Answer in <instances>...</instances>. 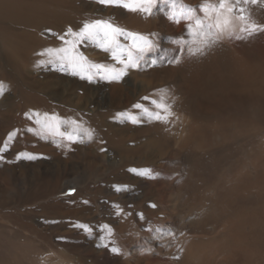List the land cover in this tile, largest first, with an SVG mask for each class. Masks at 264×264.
<instances>
[{"label": "rangeland", "instance_id": "obj_1", "mask_svg": "<svg viewBox=\"0 0 264 264\" xmlns=\"http://www.w3.org/2000/svg\"><path fill=\"white\" fill-rule=\"evenodd\" d=\"M45 1L47 3H45ZM50 1L54 2L55 0H30V7L32 10L38 7H49L51 5ZM66 1L68 4L70 3L69 1L76 2L78 4L77 7L81 5H89L94 7V12L90 14V16L83 19L84 23H93L96 20H104L120 28L123 34L116 37V43L111 47L116 50L120 43H125L126 49L119 50V57L121 59L127 60L129 54H131L132 60L136 64V67L133 68L129 66L125 68L123 65L121 69H124L126 74L119 80H111L107 78L109 70L96 69L93 66H89V64H86V66L83 64L84 68L73 67L72 63L68 59V55L63 61L59 62L60 64L55 60L53 61V57L47 58V56L43 55L41 57L40 66L34 67L32 65H28L26 69L21 72L24 78V85L21 84V82L17 83L16 81L14 83L3 81L2 85H7L9 87L3 86L4 89H0V92L2 91L5 94L20 93L22 95H26V92H45L44 94L52 93L55 95L63 94L67 96L81 93L82 95L85 94L86 96L95 97L96 105V102L100 100V95L113 93V91H115V93L118 92V94L124 96V98L127 97L125 98L126 100H124L125 103L123 105L126 107L124 113L127 115V119L123 121L125 117L122 119L121 116V119H118L117 122L120 123L121 121L124 125V122H126L135 128L140 127L138 125L147 124V120L142 119L143 117L140 118L141 115L148 117L147 115L149 112L158 111V109L155 107V104L152 103L153 100L150 96H154L156 99L158 98L157 101L159 103L167 104L172 113L167 124L158 122L160 128L158 137L159 140H161L163 155L161 159L160 174L151 172V165L145 166L142 170L143 172L145 170H149L148 174L146 175L148 176L147 181L144 183V185H139L133 182L131 179L128 182H124V177L127 178L129 174L133 176L140 171V168L135 165L129 164L127 166L123 165V167L111 165L107 166L104 163L102 164L98 163L97 161H93L91 158L85 159V157L82 155H78L76 158L71 157L69 160L60 161L59 163L53 162L54 165L60 164L61 166L64 165V163H70L67 168L70 178L78 179V177H81L82 180L80 179L81 181H77L78 185H67V187L63 189L64 192L60 194L48 196L45 200L39 201L34 205L27 204L28 202H26V198H28L31 193H34V191L31 192V190L33 188L35 190H39L38 185L42 183L41 181L50 180L52 178L51 171L47 173L44 172V176L41 177L42 179L40 182L37 181L38 179L34 180L33 187L28 183L22 189L18 188L16 193L13 196H10V200H13L18 206L14 207L13 209H9L8 211L4 208L2 213L7 219H0V222L7 227H16L17 224V226H20L19 224H21L20 227H16L17 232L19 234H28L31 232V226H34L31 223V221L34 219V216L27 213L33 209L35 210L36 207L41 206V204H47L49 201L65 199L75 195H78V201H80L78 204L83 201L90 200L92 204H90L89 207L95 208V211L97 210V219L94 220V222L98 223V225L95 227L98 228V232H94L91 225L88 226V224H85L84 226H86L88 230H84V228L80 229L83 234L76 236V238L79 239V242H76V239L72 237L63 239L65 243H71L74 248H76L75 246L78 247L77 251L74 249V255H67L70 258L66 259H72L67 263H64V259L59 257L58 253H55V247H52L54 250L53 252L52 249L45 251V255L41 257L42 260L44 259L46 262L52 261L53 264H73L74 261H78L80 264H117L116 260L112 258V254L102 255L96 252V250H98V248H100L103 244H106L107 246L110 245L112 248L116 249H121L123 243L126 244V240H124L117 231V229L120 227L119 221L120 219L124 218V214L129 217L130 228L127 230L130 232L129 242L131 247H135V249H137L138 245L140 244L143 246V249L147 250L148 246H151L150 243H154V239L158 240L161 244L160 249H162L161 255L163 258H160L159 261L153 262L149 261L147 258L143 260V263L141 264H205V255L207 256L209 253L215 251L213 249V243H208L207 239H210L215 235L218 236L222 243H224L222 244V247H220L221 252L224 253L221 254L220 252L217 254V252H215V256L217 258H221V255H224L228 252V247L230 245V238L227 239L224 232L226 221H228L229 218H237L238 216L242 217L241 214H249L251 211H258L262 213L263 217L261 220H259L260 223L261 221L262 223L258 224V230L260 232L263 231L264 98L258 101L256 106H250L249 109L233 104L230 105V99L225 97V95L230 96V94L223 91L227 90L226 88L222 89V86L224 85L223 83L229 81L226 77H224V75L222 76L220 72L215 74V72H212L213 70H211L213 69V66H211L213 65L212 61L215 62L217 60L216 62H218L220 60L218 56L214 60H211V55L209 53V51H211L210 48H205L203 55H196L195 57L192 55L194 58L188 52L189 48L195 49L196 47L200 46V42L203 37L200 35H196L194 37L185 31L189 23H192L194 27V21L184 20L183 16L181 15V9L186 7L197 9V15L203 18V13L199 12L198 10L199 6L205 3L218 5L219 0H156L155 5L152 6L150 14L140 11L133 12L123 7H105L99 4L98 0ZM66 1L62 0L61 5L67 4ZM247 7L250 9L253 6L248 5ZM127 12L130 13V20L126 19L125 17ZM173 12L177 14V18L180 19V23H176L174 20L169 18ZM26 13L33 15L35 12L30 11ZM83 15V13L78 14V16ZM214 15L215 14H213V16ZM249 19H251L250 16ZM233 20L236 19L234 18ZM251 21L253 20L251 19ZM251 21L249 20V22ZM209 22L212 21L206 20V23ZM212 31L215 32L216 30L213 29ZM45 32L47 34L53 33L51 30H46ZM229 32H231V34H229ZM259 33L261 32H258L257 35ZM237 35L240 34H233L232 31H226L224 43L227 48L236 51L237 46L239 45V47H241L242 42L245 41L242 45H247V49L252 51V55L247 53V57H250L251 59L256 58L257 60H260L259 62L261 64H264V37H262L264 34L258 36L259 38L257 37L258 42L256 45L251 43V40H253L251 38L252 35L247 36L244 39H237ZM241 35L244 34L241 33ZM139 37H144L150 43L151 47H145L143 51L138 50L137 47H133V45L142 43V41L138 39ZM219 39H217V42ZM84 43L91 45L95 51H105V49L101 46V41L98 39H87L84 40ZM111 47H109V49H112ZM255 47L256 49H254ZM219 49L221 48L219 47ZM1 52L2 50L0 49V54ZM186 54L188 55V58H186ZM189 56H191V58ZM117 64H119V61L114 59L113 62H109L107 64V68ZM182 65H185L186 68L183 69ZM198 65L200 66L198 78L202 80L195 87L192 96L190 95L192 90L190 91V99L188 96H186V85H184L182 81L190 76L188 71H197L196 69ZM171 67H174L173 73L170 71L171 69H169ZM5 70L6 75L8 76L7 78L14 77V71L10 68H7L3 58L0 57V75L5 74ZM49 71L52 72L51 74L53 75L50 76ZM118 72L120 71H116V73ZM153 74L155 78L152 77ZM129 76L134 78V85H131V82L129 86L126 84V82L129 80ZM47 82L50 85L48 87L45 86L47 85ZM109 84L115 89L112 87L110 88ZM222 94L224 97H222ZM146 97L148 99H145ZM137 104L141 106L139 109L134 107V105ZM18 116L21 118L19 114L14 118L16 119ZM21 120L22 122L25 120V122L28 121L27 119ZM129 120L131 121L129 122ZM132 121H136V123H133ZM197 121L204 122L202 129H199V132L202 134L201 137H199L197 140L185 142L187 139L186 136L182 134L184 131L183 127L184 129H187L189 126H191V124ZM25 122L22 123L23 126L25 124L27 128H30V131L31 129H35L36 125L33 123H28L29 121L27 123ZM20 124L21 123L18 121L17 127L20 126ZM161 127L163 128L161 129ZM120 129L122 128L118 127L114 132H107L108 134L111 133L114 135V140H110L111 144H129L128 142H124L123 140L117 138L120 134L118 132ZM53 132L48 131L46 135L51 137L49 140H52V143H55L57 140H60V135L55 131ZM24 134H28L30 136L29 137L28 135H25V137L28 136L31 138L33 135H35V132H27ZM91 135L96 137L98 142L96 145H100V140H106V138H108L105 133H102L98 130L91 133ZM28 137H26L25 140H30ZM7 138L8 137H6V139ZM92 138L93 137H84V139L89 142ZM11 141H7L6 143L10 145ZM253 142H255L253 146L256 148H251ZM50 146L53 145L47 144L46 146L44 145L43 147L39 148L34 147L31 149L32 152L30 155L27 156L33 155V152L35 151L42 154V159H50L52 158L53 154L58 155L60 153L59 148L56 149L55 145L53 147ZM88 153L91 155V152ZM256 153H259L261 157H256ZM27 156L20 160L21 162H19L17 165L16 170L18 173L29 171L28 174H32V171H37L38 166L44 165L42 164L43 162L39 161L30 163V159H28ZM53 157L57 158L56 156ZM98 165L104 166L101 173L98 170ZM154 166L156 167L157 165ZM44 167L46 168V166ZM236 174L242 176L244 181H249L250 187H253L254 189L257 187L259 189L255 191L257 193L255 194V192L252 190V192H250L246 197H243L241 196V191V194H239L237 197L229 198L230 187H226L225 185L223 186L221 184V179L224 177L231 178ZM110 175L114 177L116 184L119 187L126 188L128 192L131 191L129 197L130 200L129 198L123 199L118 197V201H112L110 196L106 198V195L103 193L102 187L100 185L103 183L102 178L108 177ZM152 178L156 179L157 181L159 178H161L160 181L162 183L158 191L160 194L158 201H154L156 200L155 193H151L148 196L151 197L150 199L148 197H146V199L142 197V200L139 202L131 200V197L135 195L141 196L142 190L145 189L147 191L149 183L152 185L157 183L156 182L153 184L150 181ZM174 185L179 188V192L182 193L180 196L182 195L185 198L190 197L189 199L192 197V199L189 202H186L183 207L180 208L179 205L178 208L180 209L179 213L181 214V218H185L187 216L189 217V215L195 211L198 212L197 217L202 215L203 217L201 218H205V216L208 215L206 218L210 221L208 227H213V232L211 231L212 234L210 231L209 233H203L197 230L191 232L188 231V229H185L186 226H184V224L175 225L176 222H173V219L166 220L165 216L168 213V204L166 205L167 194L169 191H171ZM70 189H75V192L73 194H68ZM176 191H178V189ZM173 192H175V190ZM4 195L8 198L7 194ZM157 205L161 207V211H163H160V217L154 212L150 213L151 210L158 207ZM117 206L119 207L117 208ZM71 211L72 207L69 206L67 212ZM191 215L193 216V214ZM158 217L160 220H157ZM227 217L228 219H226ZM161 218H163V220ZM224 219L226 220L225 222ZM179 226L181 227L178 228ZM166 228L168 230H166ZM9 230V228H6L4 232L9 233ZM156 230H159L160 237L163 236L162 238L159 237L158 239L156 236H154ZM49 231V233H45L46 238H49L53 235L60 237L64 232L67 231V229L50 228ZM32 235L34 240H40L41 238L39 236L43 237V235ZM10 236L14 237V235ZM262 236H264V234ZM190 238H193L192 240L195 241L191 242ZM16 242L17 244L21 243L18 240H16ZM112 242H115V244ZM195 242H199L200 244L197 243L196 245ZM201 242L206 246L204 247ZM22 243H25L22 244L23 247L20 245L22 248H28L29 246L32 247L31 245L34 244L27 241H23ZM50 243L52 246H56L61 242H56V244L55 242L52 243L51 241ZM36 245L39 246V242H36ZM119 245L121 247H119ZM177 246L179 248L183 246L182 250L186 252L188 251L189 254L193 255L194 260L185 259L186 261H183L182 259H184V257L182 255L177 256L174 254L175 257H172L170 254H165L164 249H174V251L176 250L175 253H178L179 248L177 249ZM196 249H198L199 252L196 251ZM78 252H80V254H78ZM113 255L116 256L115 254ZM196 258L199 260L198 263L196 262ZM40 260L41 259L38 258V256L30 258V260L26 258L14 260L13 258L5 259L0 257V264H36V262Z\"/></svg>", "mask_w": 264, "mask_h": 264}, {"label": "bare ground", "instance_id": "obj_2", "mask_svg": "<svg viewBox=\"0 0 264 264\" xmlns=\"http://www.w3.org/2000/svg\"><path fill=\"white\" fill-rule=\"evenodd\" d=\"M24 1L25 0H0V49L2 50L0 57L3 58L7 68H10L14 71V77L12 78H7L8 76L6 75V70L4 71L5 74L0 75V89H4L3 86H7L2 85L3 81L9 83H14L16 81L17 83L21 82V84L24 85V78L21 72H23L28 65H32L34 67L40 66L41 57L43 56L42 53H44L47 58L53 57V61L55 60L57 61V63L63 61L64 58L69 55V53L60 52L59 49L70 48L71 46L61 42L59 37L62 35L65 37V40H72L75 43L76 47L74 54H78L84 58L83 64H85V66L86 64H89V66H93L96 69L114 70V72L121 70V68L123 67V64L121 63L107 68V64L114 61L113 50L115 49H113L112 47V49L105 51H95V49L92 48L91 45L84 43V40H77L73 36L65 35L69 28H71L73 32H78L85 24L83 22V19L90 16V14L94 12V7L89 5H81L77 7L78 4L76 2L69 1L70 3L68 4L66 0L64 1H66L67 4L61 5L62 0H55L54 2L50 1L51 5L49 7H38L32 10V8L30 7V0H26L25 2ZM45 3L47 2L45 1ZM249 10V16L253 21L259 24H264V8H260L259 5H257L251 7ZM30 11L35 13L33 15L26 13ZM82 13L84 14L83 16H78V14ZM125 17L126 19L130 20V13L127 12ZM233 19L231 25H229V27L224 30L225 33L220 35V39L218 40V42L216 41V43L210 47L211 51H209V53L211 55V60H214L218 56L221 62L220 60L218 62H216L217 60L215 62L212 61L213 65H210L213 66V69H211L213 70L212 72H215V74L220 72V74L222 76L224 75V77H226L229 81L223 83L224 85L222 86V89L226 88L227 90L223 91L230 94V96L225 95L226 98L228 97L230 99V105L233 104L249 109L250 106H256L257 102L264 98V64H261L259 62L260 60H257L256 58L251 59L250 57H247V53L250 55L252 51L247 49V45H242L245 41L242 42L241 47H239V45L237 46L236 51L227 48L224 43L226 31H232L233 34L241 35V33L239 32L241 22L237 19ZM251 19L249 20L251 21ZM46 30H51L54 34H47L45 32ZM257 33L258 32L254 33L251 36V38L253 39L251 40V43L254 45H256V43L258 42V36L264 34V32H261L258 35ZM262 37H264V35ZM125 46L126 44L123 42L119 44V46L115 50L118 56L120 54L119 50L126 49ZM219 47L221 49H219ZM48 49L53 50L52 56L47 55ZM254 49H256V47ZM191 56L189 57L191 58ZM186 58H188V55L186 56ZM198 67L196 69L197 71H188V73H190V76L185 79L183 78V81L181 80L182 83L186 85V96H188L190 99L193 95L195 87L202 80L198 78L200 66L198 65ZM182 68H186L185 65H182ZM169 69H171L170 71L173 73L174 67H171ZM51 73L52 72L49 73L50 76L53 75ZM152 77L155 78L154 74L152 75ZM133 80L134 78L129 76V80L126 82V84L129 86L131 82V85H134ZM46 84V87L50 86L48 82ZM109 87L115 89L110 84ZM44 93L26 92V95L23 94V96L20 93L5 94L2 91L0 92V149H3L5 144L7 145V149L0 153V155H2L4 158V160L2 159L3 161L0 159V219H7L2 213V211H4V208L8 211L9 209H13L14 207L18 206L17 203H15L13 200H10V196H13L18 188L22 189L28 183L33 187L34 180L38 179L37 181L40 182V180L42 179L41 177L44 176V172L47 173L51 171L52 178L50 180L41 181L42 183L38 185L39 190H35L34 188L31 190V192L34 191V193H31L30 196L26 198V202H28L27 204L34 205L39 201L45 200L48 196L60 194L64 192L63 189L67 187V185H78L77 181L79 182L82 180L81 177H78V179L70 178V174L69 172H67V168L70 163H64V165L61 166L60 164L54 165L53 162L59 163L60 161H67L71 157L76 158L78 155H82L85 157V159L91 158L93 161H97L98 163L102 164L104 163L107 166L111 165L123 167V165H135L140 168V171L137 173L135 172L136 174H134L133 176L129 174L127 178L124 177V182H128L131 179L133 182L139 185H144V183L147 181L148 176L141 175V172H143L142 169H144L145 166L151 165V172L160 174L161 159L163 155L161 140H159L158 137L160 132L159 123L155 120L150 119L148 115V117L139 115L140 118L143 117L142 119L147 120V124L138 125L140 126L138 128H135L131 124L124 122L126 125L125 126L120 120V123H118L117 120L121 119V116L122 119L123 117H125L123 121L127 119V115L124 113L126 107L123 106L125 103L124 100H126L125 98L127 97L124 98V96L118 94V92L115 93V91H113V93L100 95V100H98L95 105V97L86 96L85 94L82 95L81 93L71 96L63 94L55 95L52 93ZM189 93L191 96L189 95ZM223 94L222 97H224ZM150 97L153 101H155V104H159V102L157 101L158 98L156 99V97L154 96ZM14 112L18 113L21 118H19L18 116V118L15 119L14 117L18 114H15ZM23 115H25L26 117ZM52 117H56L59 121L60 132L73 135L75 138V142H70L61 135L60 140H57V142L55 143H52V140H49L51 137H48V135H46L48 131L42 130L41 124L45 122L46 118H48V123L55 124L56 121L51 120ZM21 119H27L29 121H27L28 123H33L34 125H36L35 129H31L30 131V128H27L25 124L24 128L22 123L26 120L22 122ZM18 121L21 124L17 127ZM38 121L40 123H37ZM73 121H75L76 124H73ZM130 121L131 120H129V122ZM203 124L204 122L197 121L191 124V126H189L187 129H184L183 127L184 131L182 134L186 136L187 139V141L185 142L199 139V137H201L202 135L199 132V129H202ZM118 127H121L122 129L118 131L120 134L117 138L123 140L124 142H128L129 144H111L110 140H114V135L111 133L108 134L107 132H114ZM162 128L163 127H161V129ZM96 130L105 133L108 137L106 138V140H100V145H96L98 144V142L96 137L93 135H91V137L93 138L90 139V142L84 139L85 136L89 137L87 133H93ZM13 131L16 132V136L11 141V144L8 145V143L6 142H9V140H7L6 137H8V134ZM53 131L56 132V129L54 127L49 130V132ZM27 132H35V135H33L34 137L32 136L31 138H29L30 136L28 134H24ZM25 135H28L29 137H26H28L30 140H25ZM254 143L255 142L252 143L251 148L254 147ZM47 144L53 146L55 145L56 149L59 148L60 153L58 155L53 154V156H56L57 158L52 156V158L50 159H42V154L40 152L34 151L33 155H31L33 158L30 159L29 162L33 163L35 161H39L43 162L42 164L44 165L38 166L37 171H32V174H28L29 171L23 173L17 172L16 167L19 162H21L20 160L24 159L25 156L30 155V153L32 152V148L43 147ZM88 152H91V155ZM18 154L20 155L19 159L17 158ZM256 157H261V155L259 153H256ZM154 165L157 166L155 167ZM44 166H46V168ZM103 168L104 166L98 165V170L100 171V173L101 171H103ZM160 179L161 178H159V180L157 181L156 179L152 178V180L150 181L153 184L156 182L157 183L155 185L149 183L147 191L145 189L142 190L141 196H133V194L131 200L139 202L140 200H142V197L146 199V197H148L151 193H155L156 200H153L158 201V199L160 198V194L158 191L162 183ZM102 180L103 183H101L100 186L102 187V191L106 195V198L110 196V199H112V201H118V197H121L123 199L130 197L131 191L128 192L126 188L119 187L116 184L113 176L110 175L108 177H103ZM221 184L223 186L225 185L226 187H230L229 198L237 197L239 194H241V191V196L246 197L250 192H252V190L254 192L259 190L257 187H255V189L253 187H250V182L247 180L244 181L243 177L237 174L232 176L231 178H222ZM172 189L167 194L166 205L168 204V213L165 216L166 220L173 219V222H176L175 225L184 224V226H186L185 229H188V231L191 232L194 230L203 233H209V231L210 233L211 231L213 232V227H208L210 224L209 219L206 218L208 215L205 216V218H201L203 217L202 215L200 217H197L198 212L195 211L191 213L193 214V216L190 214L189 217L187 216L185 218H181V214L179 213L180 209L178 208L179 205L180 208L183 207L186 202H189L192 199V197L191 199H189L190 197L185 198L182 195L180 196V194L182 193L179 192V188H177L175 185ZM177 189L178 191H176ZM174 190L175 192H173ZM256 193L257 192H255V194ZM4 194H7L8 198ZM77 196L78 195L65 199L49 201L47 204H41V206L36 207L35 210L33 209L29 213H27L34 216V219L31 221L34 226H31V232H29L28 234H19L17 232L16 227H20L21 224H19L20 226H17V224L16 227H7L0 222V257H3L5 259L13 258L14 260H19L22 258L30 260V258L38 256V258H40L41 260L37 261L36 264H53L52 261L46 262L44 259L42 260L41 257H43L45 255V251L49 249H52L53 252L54 250L52 247H55V253H58L59 257L64 259V263L71 261L72 259H66L70 258L67 255H74V249L75 251H77L78 247L75 246L76 248H74L71 243H65L63 239L72 237L76 239V242H79V239H77L76 236L83 234L80 231L81 227H78L79 225H91L94 232H98V228H95L98 223L94 222V220L97 219V210L95 211V208L89 207V205L92 204L90 200H86L88 201L87 203H85L86 201H83L78 204L80 201H78L79 198ZM148 198L150 199L151 197ZM69 206L72 207L71 212H67ZM160 211L161 207L158 206L151 210L150 213L154 212L160 217L161 212H163ZM241 216L242 217L238 216L237 218H229L228 221L224 219V222L226 221L224 232L226 238H230V245L228 247V252L224 255H221V258H217L215 256V252L219 254L221 252L220 247H222V244L224 243H222L216 235L212 236L210 239H207L208 243H213V249L215 251L209 253L207 256L205 255V264H264V236H262L264 234V230L261 232L258 230V224L262 223V221L261 223L259 221L263 217L262 213L258 211H251L249 212V214H241ZM123 217L124 218L120 219L119 221L120 227L117 229V231L118 234L122 236L124 240H126V244L123 243L122 247L119 245L121 249H118V251H113V249L116 248H112L110 245L107 246L106 244H103L100 248H98V250H96V252L102 255L112 254V258L116 260L117 264H141L143 263L142 261L147 258L151 262L159 261L160 258H163V256L161 255L162 249H160L161 244L158 240L154 239V243H150L151 246H148V251L143 249V246L140 244L138 245L137 249L130 246V232L127 230L128 228H130L129 217H127L126 214H124ZM159 217L157 218V220H160ZM151 218L154 219L153 217ZM161 219L163 220V218ZM226 219H228V217ZM180 227L181 226H179L178 228ZM6 228L10 229L9 233L4 232ZM50 228H63L67 229V231L64 232L60 237L53 235L49 238H46L45 233H49ZM166 230L168 229L166 228ZM32 234H37L38 236L43 235V237L39 236L41 238L40 240H34ZM10 235H14V237ZM154 236L159 239V230L155 231ZM192 239L190 240L191 242L195 241ZM16 240L20 241L21 243L17 244ZM50 240L52 241V243H61H58V245L56 246H52ZM23 241H27L29 243L32 242L35 245L33 244L34 246L31 245L32 247H30L29 244L28 248H22V244H25L22 243ZM36 242H39V246L36 245ZM199 242L197 243L200 244ZM112 243L115 244V242ZM201 244L203 243L201 242ZM205 246L206 245H204V247ZM182 247L179 248L177 246V249L179 248L178 253H175L176 250L174 251V249H164L165 254H170L172 257H175V255H182L184 257V259H182L183 261L185 259L194 260V256L189 254L188 251L186 252L182 250ZM196 251H198V249H196ZM223 253L221 252V254ZM78 254H80V252H78ZM113 254H115L116 256H114ZM196 259V262L198 263L199 260L198 258ZM73 264L80 263L78 261H74Z\"/></svg>", "mask_w": 264, "mask_h": 264}, {"label": "snow or ice", "instance_id": "obj_3", "mask_svg": "<svg viewBox=\"0 0 264 264\" xmlns=\"http://www.w3.org/2000/svg\"><path fill=\"white\" fill-rule=\"evenodd\" d=\"M98 3L105 7H123L127 10L136 12L140 11L143 13H151L152 6L155 5L156 0H98ZM248 5L257 6L264 8V0H219L218 5H211L208 3L202 4L199 6V12L203 13V18L197 15V9L192 7H186L181 9V15L186 21H194V27L192 23H189L185 31L192 36L200 35L203 39L200 42V46L195 49L189 48L190 55H203L205 48H210L213 44L216 43L220 35L223 34L224 30L229 27L232 23V19L235 18L241 22L239 32L244 35H237V39H244L247 36H251L256 32H264V24H259L255 21L249 22V13ZM213 14H215L213 16ZM170 19L174 20L176 23H180V19L177 18V14L173 12ZM207 21H212L206 23ZM216 31L213 32L212 30ZM123 32L120 28L114 26L112 23L104 20H96L93 23H85L83 27L78 32H73L71 28L68 29L65 35L73 36L77 40H87V39H98L101 41V46L108 50L109 47L116 43V37L122 35ZM231 34V32H229ZM61 42L67 45H70V48H60V52L69 53L68 59L72 63L73 67H83L84 58L75 53V43L72 40H65V37L62 35L59 37ZM141 44L133 45L137 47L138 50L143 51L145 47H151L150 43L144 38L139 37ZM53 50L48 49L47 55L52 56ZM44 55V53H42ZM113 59L118 60L119 63L123 64L125 68L131 66L136 67V64L133 62L131 54H129L127 60L121 59L113 50ZM124 69H121L120 72L116 73L114 70H109L108 79L119 80L125 75ZM145 99H148L147 97ZM152 103L155 104V101ZM135 108L139 109L141 106L139 104L134 105ZM155 107L158 111L149 112L148 116L150 119L157 122H162L164 124L168 123L169 117L172 115L170 108L167 104L159 103L155 104ZM30 119V117H29ZM51 120L56 121L55 124L48 123V118L45 122L41 124V128L44 131H49L53 127L56 129V132L62 137L66 138L70 142H75V138L71 134H65L59 130V121L56 117H52ZM37 123H40L39 121ZM76 124L75 121L72 122ZM136 123V121H133ZM89 138H91V133H87ZM16 132L13 131L8 134V140L11 141L15 138ZM7 149L5 144L3 149H0V153ZM17 158H20L18 154ZM28 159H32L31 156H27ZM0 159H3V156L0 155ZM149 170L141 172V175H147ZM119 190V189H117ZM75 189H70L68 194H73ZM87 203V201L85 202ZM119 206H117L118 208ZM78 227L88 230L86 226L79 225ZM62 239V238H58ZM113 251H118V249H113Z\"/></svg>", "mask_w": 264, "mask_h": 264}]
</instances>
